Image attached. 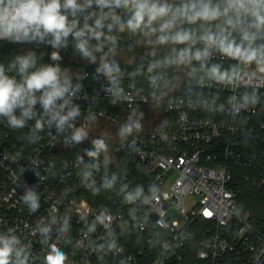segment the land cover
Listing matches in <instances>:
<instances>
[{
  "label": "built area",
  "instance_id": "built-area-1",
  "mask_svg": "<svg viewBox=\"0 0 264 264\" xmlns=\"http://www.w3.org/2000/svg\"><path fill=\"white\" fill-rule=\"evenodd\" d=\"M135 39L124 35L119 44ZM154 61L120 67L119 96L97 67L62 65L83 86L73 101L81 108L75 124L88 133L97 121L121 129L125 113L145 105L164 109V126L120 136L95 160L87 152L69 157L75 142L54 125L33 135L34 120L21 130L0 124V233L15 229L30 264H44L52 245L66 253L65 264H264V216L255 222L238 213L235 186V172L244 170L243 180L264 192V73L245 67L231 84L188 75L194 95L162 100L145 90L150 75L157 83L168 76L163 65L148 73ZM215 62L233 63L218 55ZM130 83L136 87L126 89ZM117 161L136 183L110 199L105 181ZM137 188L141 196L127 202ZM29 191L38 197L35 213L22 200ZM38 224L51 227L49 239L34 234Z\"/></svg>",
  "mask_w": 264,
  "mask_h": 264
},
{
  "label": "clouds",
  "instance_id": "clouds-1",
  "mask_svg": "<svg viewBox=\"0 0 264 264\" xmlns=\"http://www.w3.org/2000/svg\"><path fill=\"white\" fill-rule=\"evenodd\" d=\"M124 35L140 38L153 50H167L149 64L148 73L161 65L186 68L190 77L199 73L200 82L207 78L221 84L239 79L245 67L255 66L264 73V0H0V41L33 45L11 56L7 64L0 63V124L21 130L34 120L33 135L54 125L58 133H69L66 142L86 139V127L75 124L81 108L73 103L83 86L74 85L73 76L62 67L61 50L71 45L82 59L99 60L96 72L110 81L107 90L119 96L122 73L113 57ZM217 55L233 63L226 69L220 62L210 64ZM45 56L51 62H45ZM158 79V75L149 76L152 85ZM86 119L91 122L94 117ZM134 128L139 130L140 124L130 123L119 134H131ZM92 144L86 154L93 160L108 151L103 139H94ZM115 180V176L106 180L105 187L111 188ZM141 194L137 188L124 199L133 202ZM22 200L29 213L40 207L31 191ZM97 219L103 223L107 217ZM66 229L65 219L60 231ZM35 231L47 240L51 227L38 224ZM14 232L8 228L7 233H0V264H30V252ZM67 259L65 252L52 245L44 264H65Z\"/></svg>",
  "mask_w": 264,
  "mask_h": 264
},
{
  "label": "trees",
  "instance_id": "trees-1",
  "mask_svg": "<svg viewBox=\"0 0 264 264\" xmlns=\"http://www.w3.org/2000/svg\"><path fill=\"white\" fill-rule=\"evenodd\" d=\"M33 48V45H12L4 41H0V63L7 64L12 58L11 56L23 53ZM44 46H41L43 49ZM50 50V49H49ZM107 49H105L106 51ZM165 48H157L153 50L150 46L143 43L140 38L136 37L135 41L129 44H119L117 54L113 57L119 64V67L131 70L141 67L143 64L151 60H159L165 54ZM63 60L61 62L64 66H78L87 70H93L99 66V60L95 63H90L82 59L78 54L73 52L72 46L69 45L67 51L61 50ZM99 56V54H97ZM45 62H51L45 56ZM198 66L197 62H193ZM188 69L168 67V76L161 83L156 85L148 84L145 90H152L156 99H168L171 96L194 95L196 92L190 89L187 85ZM133 84H128L125 88H135ZM164 115L162 106L145 105L140 109L131 110L125 113L123 119V126L130 123H139L140 129H133V132L138 133L153 126H164L160 122ZM120 128L103 121H97L95 128L91 133H88L86 139L80 143H75L71 147V155L76 156L80 153L87 152L93 149L92 141L94 139H103L108 146V150L113 147L116 140L120 137ZM244 170H237L235 172V186L237 189L238 213L241 216H249L252 221H258L264 216V192L254 189L249 183L243 180L242 174ZM115 176L116 180L111 188L105 187L106 194L111 198L116 197L117 189L121 185H133L136 183V175L130 172L120 161H117L116 167L109 181Z\"/></svg>",
  "mask_w": 264,
  "mask_h": 264
},
{
  "label": "rangeland",
  "instance_id": "rangeland-1",
  "mask_svg": "<svg viewBox=\"0 0 264 264\" xmlns=\"http://www.w3.org/2000/svg\"><path fill=\"white\" fill-rule=\"evenodd\" d=\"M240 214V213H239Z\"/></svg>",
  "mask_w": 264,
  "mask_h": 264
}]
</instances>
